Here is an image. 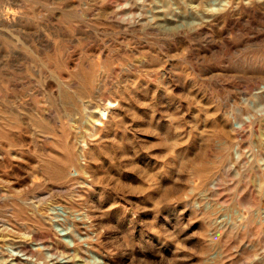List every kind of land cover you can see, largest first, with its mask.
Returning a JSON list of instances; mask_svg holds the SVG:
<instances>
[{
  "label": "rangeland",
  "instance_id": "1",
  "mask_svg": "<svg viewBox=\"0 0 264 264\" xmlns=\"http://www.w3.org/2000/svg\"><path fill=\"white\" fill-rule=\"evenodd\" d=\"M0 264H264V0H0Z\"/></svg>",
  "mask_w": 264,
  "mask_h": 264
},
{
  "label": "bare ground",
  "instance_id": "2",
  "mask_svg": "<svg viewBox=\"0 0 264 264\" xmlns=\"http://www.w3.org/2000/svg\"><path fill=\"white\" fill-rule=\"evenodd\" d=\"M102 113H104V110L102 111ZM27 182V181H26ZM35 198V197H34ZM5 223V222H4ZM9 226V225H8ZM10 240H12V239H10ZM5 242V241H4ZM25 242V241H24ZM10 243L13 245V246H15V247H21V248H23V245H24V243L22 242V240H12V241H10ZM47 244H48V246L49 247H52V248H56L57 249V247L59 246L60 247V245H59V241H53L52 239H50V240H48V242H47ZM26 245V244H25ZM66 247V246H65ZM20 248V249H21ZM67 248H68V246H67ZM66 248V249H67ZM25 249V248H24ZM69 254V253H68Z\"/></svg>",
  "mask_w": 264,
  "mask_h": 264
}]
</instances>
